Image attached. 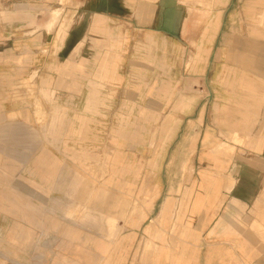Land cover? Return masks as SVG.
<instances>
[{"label":"crops","instance_id":"obj_1","mask_svg":"<svg viewBox=\"0 0 264 264\" xmlns=\"http://www.w3.org/2000/svg\"><path fill=\"white\" fill-rule=\"evenodd\" d=\"M77 1L46 27L41 19L55 10L58 15L61 9L50 7L61 0H5L11 29L27 33L21 50H55L48 59L27 56L26 67L15 71V44L7 41V56L0 58L6 65L0 159L7 161L0 175L14 177L0 186L8 211L5 239L13 247L5 254L20 256V264H35L36 257L42 259L36 264H264V42L253 58L246 50L244 58L226 59L244 74L242 100L231 75L214 76L207 95L218 113L213 136L198 124L192 157L187 133L179 154L167 156L163 167H143L151 153L108 150L107 129L119 125L121 112L156 110L149 98L157 94L152 75L137 73V59L124 49L155 42L158 15L164 16L160 31L170 33L173 2L158 13L156 0ZM46 60L53 70L45 71ZM28 80L40 102L37 121L30 114L34 99L22 104L7 97L20 87L27 92L21 83ZM46 110L53 112L47 119ZM245 111L244 129L237 113ZM223 134L233 151L214 150ZM234 136L246 146L234 144Z\"/></svg>","mask_w":264,"mask_h":264},{"label":"rangeland","instance_id":"obj_2","mask_svg":"<svg viewBox=\"0 0 264 264\" xmlns=\"http://www.w3.org/2000/svg\"><path fill=\"white\" fill-rule=\"evenodd\" d=\"M76 2L78 1L61 0V6L52 5L50 10L61 9L58 15V12L54 15L57 20L63 10L76 6ZM154 2L155 0H151V3ZM166 2L169 0H156L158 13L164 12L163 7ZM172 2V5L168 6L172 8V16L169 17L172 21L170 33L165 34L160 31L163 27L164 16L158 15L159 30L155 42L144 39L136 44L134 41L136 47L124 49L127 56L137 59L138 62L133 65L137 73L142 75V73L149 72L152 75V85L156 83L157 94L149 98L155 103L156 110L148 111L143 108L141 111L121 112L119 113V125L116 128L107 129L110 141L108 150L127 152L140 147L142 152L144 150L148 154L151 153L153 159L148 161L149 165L147 162L143 167H163L167 156L174 157L179 154V139L187 133H189L188 153L192 157L193 152L197 150L198 124L199 127L201 126L202 134L210 133L213 136L212 129L218 113L213 110L212 102L209 101L210 98L207 95L208 91L213 88L214 76L219 72L226 77L231 75V87L235 88L236 93L239 90L241 95L238 98L242 100L245 87L244 74L235 68L230 69L233 64L227 63L226 59L233 54L244 58L246 50L253 51V54L248 53V57L252 55L253 58V55H256L253 49L258 50L260 43L264 42V0H172ZM5 4V0H0V58H6L4 47L9 41H14L15 44V49L11 52L15 71H20L22 66L26 67L21 63L28 61L26 57L29 55L38 54L45 56L46 59L53 56L55 50L45 47L38 53H26L21 50V38L27 37L25 35L27 33L11 29L10 16H6ZM40 29L43 30L46 27L41 26ZM253 41L258 42L254 44ZM22 57L24 60H21ZM258 58L260 59V55ZM54 65L51 60L49 62L46 60L45 71L53 70ZM5 70L6 65L1 63L0 72ZM30 70L33 74L35 68ZM237 71L240 72L242 78L236 81L234 75ZM227 79L224 80V84L226 83V87H229ZM21 85L28 91H23L20 87V90L12 91V95L7 97L11 98V101H19L22 104L34 99L32 105L34 110L30 114L32 120L37 121L35 109L40 107V102L32 95V83L28 80L23 81ZM4 98L6 97L0 94V102ZM23 98H27L26 101ZM203 105H205L204 111L201 108ZM49 111L44 112L45 119L53 115V112ZM249 114L250 112L247 111L237 113L241 120L238 122L239 127L242 126L245 129L248 126L246 116ZM228 139V135L221 136L218 139L220 143L214 150L233 151V148L223 144L224 140L228 141ZM232 141L238 146H246L243 137L238 139L234 136ZM160 153L162 156H159ZM6 162L5 158L1 157L0 168L4 169ZM8 165V167L11 166L10 160ZM8 178L14 177L0 175V186H3V182L5 183V179ZM1 193L5 198L6 193L3 191ZM17 194L19 198V190ZM10 196L12 193L9 192ZM125 198L131 199L127 195ZM0 205L2 206L0 207V264H20V256L5 254L7 251H12L13 247L10 248V240L5 239L4 217L8 211L4 207V200L0 201ZM15 242L20 241L14 240L13 243ZM34 244L37 242L34 241ZM17 249L16 251H20L19 247ZM42 251L41 242L40 252ZM42 254L38 258H42ZM41 260L36 257L34 263H39Z\"/></svg>","mask_w":264,"mask_h":264},{"label":"bare ground","instance_id":"obj_3","mask_svg":"<svg viewBox=\"0 0 264 264\" xmlns=\"http://www.w3.org/2000/svg\"><path fill=\"white\" fill-rule=\"evenodd\" d=\"M56 13H57V11L55 10L52 13L47 14L44 18L41 19V21H40L41 25H45L46 27L51 26L52 21H49V20H50V18H51V20H53V18L55 17L54 15H56Z\"/></svg>","mask_w":264,"mask_h":264}]
</instances>
